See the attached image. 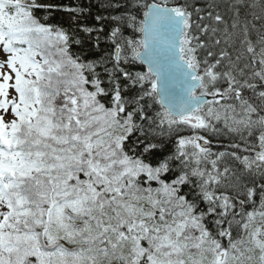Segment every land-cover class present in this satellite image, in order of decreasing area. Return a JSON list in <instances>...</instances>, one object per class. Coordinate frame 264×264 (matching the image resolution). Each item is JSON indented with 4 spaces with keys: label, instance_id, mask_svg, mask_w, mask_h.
Segmentation results:
<instances>
[{
    "label": "snow or ice",
    "instance_id": "obj_1",
    "mask_svg": "<svg viewBox=\"0 0 264 264\" xmlns=\"http://www.w3.org/2000/svg\"><path fill=\"white\" fill-rule=\"evenodd\" d=\"M0 264H264V0H0Z\"/></svg>",
    "mask_w": 264,
    "mask_h": 264
},
{
    "label": "trees",
    "instance_id": "obj_2",
    "mask_svg": "<svg viewBox=\"0 0 264 264\" xmlns=\"http://www.w3.org/2000/svg\"><path fill=\"white\" fill-rule=\"evenodd\" d=\"M59 18V17H58Z\"/></svg>",
    "mask_w": 264,
    "mask_h": 264
}]
</instances>
